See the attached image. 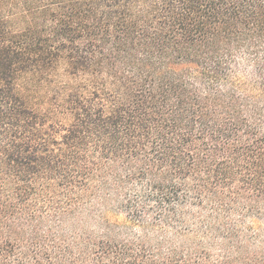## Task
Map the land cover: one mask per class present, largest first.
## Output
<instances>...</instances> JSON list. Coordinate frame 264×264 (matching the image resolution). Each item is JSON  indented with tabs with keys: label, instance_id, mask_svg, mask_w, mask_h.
<instances>
[{
	"label": "trees",
	"instance_id": "obj_1",
	"mask_svg": "<svg viewBox=\"0 0 264 264\" xmlns=\"http://www.w3.org/2000/svg\"><path fill=\"white\" fill-rule=\"evenodd\" d=\"M0 264H264V0H0Z\"/></svg>",
	"mask_w": 264,
	"mask_h": 264
},
{
	"label": "rangeland",
	"instance_id": "obj_2",
	"mask_svg": "<svg viewBox=\"0 0 264 264\" xmlns=\"http://www.w3.org/2000/svg\"><path fill=\"white\" fill-rule=\"evenodd\" d=\"M108 217L111 221H120V223L125 222V217L122 214L115 213L113 210L107 212Z\"/></svg>",
	"mask_w": 264,
	"mask_h": 264
}]
</instances>
